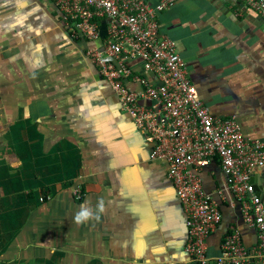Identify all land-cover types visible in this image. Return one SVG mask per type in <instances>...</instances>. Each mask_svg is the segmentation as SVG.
Returning a JSON list of instances; mask_svg holds the SVG:
<instances>
[{"label":"crops","instance_id":"0c3cea01","mask_svg":"<svg viewBox=\"0 0 264 264\" xmlns=\"http://www.w3.org/2000/svg\"><path fill=\"white\" fill-rule=\"evenodd\" d=\"M157 20L210 113L264 144V22L237 0H177ZM84 54L50 0H0V264H191L164 164ZM201 178L221 204L206 255L231 228L252 247L238 205L216 194L217 160ZM99 197L101 221L73 223Z\"/></svg>","mask_w":264,"mask_h":264},{"label":"built area","instance_id":"2783aa9c","mask_svg":"<svg viewBox=\"0 0 264 264\" xmlns=\"http://www.w3.org/2000/svg\"><path fill=\"white\" fill-rule=\"evenodd\" d=\"M72 40L106 81L161 161L185 216V252L191 264H264V203L252 174L264 171V144L250 140L232 117L212 115L201 101L175 42L159 30L158 14L177 0H50ZM264 22V0H237ZM217 160L221 202L237 204L242 223L255 234L247 248L231 228L219 255L206 243L221 221L220 202L205 191L201 174ZM226 191V197L223 191ZM73 194L79 198V190Z\"/></svg>","mask_w":264,"mask_h":264},{"label":"clouds","instance_id":"9594fccd","mask_svg":"<svg viewBox=\"0 0 264 264\" xmlns=\"http://www.w3.org/2000/svg\"><path fill=\"white\" fill-rule=\"evenodd\" d=\"M105 211L106 202L103 197H99L94 209L89 206H81L73 216V223L76 225H87L92 221L99 223Z\"/></svg>","mask_w":264,"mask_h":264},{"label":"water","instance_id":"95a60500","mask_svg":"<svg viewBox=\"0 0 264 264\" xmlns=\"http://www.w3.org/2000/svg\"><path fill=\"white\" fill-rule=\"evenodd\" d=\"M256 194L261 198L264 202V184H260L255 187Z\"/></svg>","mask_w":264,"mask_h":264}]
</instances>
